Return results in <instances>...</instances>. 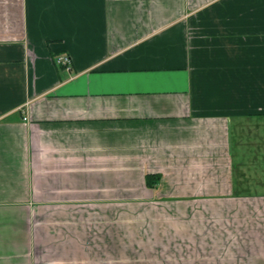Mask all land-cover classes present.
Masks as SVG:
<instances>
[{
    "label": "crops",
    "instance_id": "0c3cea01",
    "mask_svg": "<svg viewBox=\"0 0 264 264\" xmlns=\"http://www.w3.org/2000/svg\"><path fill=\"white\" fill-rule=\"evenodd\" d=\"M122 206L264 264V0H0V264H121Z\"/></svg>",
    "mask_w": 264,
    "mask_h": 264
},
{
    "label": "rangeland",
    "instance_id": "374dc122",
    "mask_svg": "<svg viewBox=\"0 0 264 264\" xmlns=\"http://www.w3.org/2000/svg\"><path fill=\"white\" fill-rule=\"evenodd\" d=\"M128 207V206H127ZM122 206L120 208V225H121V257L118 263L121 264H177V258L175 256H167L165 254H158L155 249L167 251L169 247H175L176 240L166 238L160 234L162 225L158 222H154L151 228L146 226H137L134 223L139 221L142 215H135L134 208H127ZM147 211V209H146ZM134 215H133V213ZM138 218H136V217ZM137 221H135V219ZM143 218V217H142ZM134 222V223H133ZM143 223V222H142ZM152 229V233L148 230ZM147 229V230H146ZM153 249L152 255H143L138 253L139 251H150ZM167 249V250H166ZM149 253V252H148ZM105 263L111 262L114 259L116 263V257L106 256ZM110 259V261L108 260Z\"/></svg>",
    "mask_w": 264,
    "mask_h": 264
},
{
    "label": "trees",
    "instance_id": "16d2710c",
    "mask_svg": "<svg viewBox=\"0 0 264 264\" xmlns=\"http://www.w3.org/2000/svg\"><path fill=\"white\" fill-rule=\"evenodd\" d=\"M153 178H154V176H153ZM156 178V181H159L160 180V177H155ZM146 179H147V184L148 185H152L153 184V181H152V177L150 176V175H147L146 176Z\"/></svg>",
    "mask_w": 264,
    "mask_h": 264
},
{
    "label": "built area",
    "instance_id": "2783aa9c",
    "mask_svg": "<svg viewBox=\"0 0 264 264\" xmlns=\"http://www.w3.org/2000/svg\"><path fill=\"white\" fill-rule=\"evenodd\" d=\"M59 62L62 63L63 65H66V66L69 64L68 58H61V59H59Z\"/></svg>",
    "mask_w": 264,
    "mask_h": 264
}]
</instances>
